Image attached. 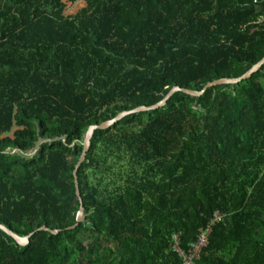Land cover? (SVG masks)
<instances>
[{"label": "trees", "instance_id": "trees-1", "mask_svg": "<svg viewBox=\"0 0 264 264\" xmlns=\"http://www.w3.org/2000/svg\"><path fill=\"white\" fill-rule=\"evenodd\" d=\"M264 0H0V264H264ZM216 216L220 220L216 219Z\"/></svg>", "mask_w": 264, "mask_h": 264}, {"label": "water", "instance_id": "water-1", "mask_svg": "<svg viewBox=\"0 0 264 264\" xmlns=\"http://www.w3.org/2000/svg\"><path fill=\"white\" fill-rule=\"evenodd\" d=\"M263 66H264V57L258 63L253 65L248 71H246L242 76H240L238 78H232V79H220V80H216L214 82L207 83L201 92H194V91H191L188 89H181L179 87H173L169 91V93L163 98V100L160 101L159 103L155 104V105H152L149 107L142 106V107L136 108V109L131 110V111H125V112L118 114L115 118H113L110 121L103 122L99 125L96 124V125L90 126L84 135L83 151H82V154L80 155V157H79V159H78V161L74 167V171H73L75 192H76V196L79 200L80 207H79V211L77 213L76 223L72 227H70L69 229L76 228L79 225V223L84 221V218H85L84 217V208H83L82 201L80 198L79 185H78V181H77V172H78V168L80 167V165L82 164V162L85 159L86 152L88 151L90 141H91V138H92L94 131L108 129L109 127H111L112 125H114L116 122H118L119 120H121L123 117H125L127 115L157 110V109L163 107L164 105H166V103L170 99V97L177 92H183V93L191 95V96H200L208 88H211L213 86L234 85V84L240 83V82L250 78L254 73L259 71ZM0 230L3 231L5 234H7L9 237H11L15 241V243L19 246L28 245L30 237L37 231H45V232H48V233H51L54 235H56L58 233V230H51L45 226L38 228L36 231H34L33 233L29 234L26 237H20V236L16 235L15 233H13L11 230L6 228L2 224H0Z\"/></svg>", "mask_w": 264, "mask_h": 264}, {"label": "built area", "instance_id": "built-area-1", "mask_svg": "<svg viewBox=\"0 0 264 264\" xmlns=\"http://www.w3.org/2000/svg\"><path fill=\"white\" fill-rule=\"evenodd\" d=\"M217 220H220L218 216H216ZM211 231V228H208L206 232L201 233L198 236V239L195 243L191 244L188 251H184L179 246V241L177 236H173L174 242L172 244L173 251L179 255L181 258L182 264H195L197 260H199L202 249L207 244V233Z\"/></svg>", "mask_w": 264, "mask_h": 264}, {"label": "rangeland", "instance_id": "rangeland-1", "mask_svg": "<svg viewBox=\"0 0 264 264\" xmlns=\"http://www.w3.org/2000/svg\"><path fill=\"white\" fill-rule=\"evenodd\" d=\"M173 242H174V239H173ZM173 244V243H172Z\"/></svg>", "mask_w": 264, "mask_h": 264}]
</instances>
